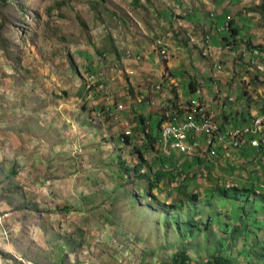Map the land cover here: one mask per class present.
<instances>
[{
  "label": "rangeland",
  "instance_id": "374dc122",
  "mask_svg": "<svg viewBox=\"0 0 264 264\" xmlns=\"http://www.w3.org/2000/svg\"><path fill=\"white\" fill-rule=\"evenodd\" d=\"M225 10L244 46L264 45V0H0V264H166L180 251L192 264H215L234 229L264 224L262 197L224 206L212 196L227 179L263 188L264 155L241 162L249 148L222 150L220 176L208 158L194 165L175 154L165 170L180 166V179L156 173V118L169 121L197 101L222 127H241L235 113L264 103V73L229 52L219 70L189 41ZM96 73L104 85L93 86ZM190 82L206 93L191 94ZM208 96L219 103L199 101ZM142 158L141 174L159 182L152 195L138 172L131 185L120 178ZM194 217L200 225L191 227Z\"/></svg>",
  "mask_w": 264,
  "mask_h": 264
},
{
  "label": "built area",
  "instance_id": "2783aa9c",
  "mask_svg": "<svg viewBox=\"0 0 264 264\" xmlns=\"http://www.w3.org/2000/svg\"><path fill=\"white\" fill-rule=\"evenodd\" d=\"M213 16V15H212ZM231 30L230 23L227 21L223 26L218 28V33L229 32ZM189 41L201 44L202 56L210 57L212 49H215L219 54L232 53L243 58L248 65L256 68L259 72H264V61L259 48L254 46H244L236 43L234 39L228 41H221L217 46H213L212 38L208 35L202 36L201 40L198 38L189 37ZM236 45H239V47ZM236 49V50H235ZM161 56L167 58V50L160 51ZM129 57L131 53H127ZM140 56H136V60H140ZM219 70L221 65L215 64ZM113 73L120 72V64L112 63ZM113 75V74H111ZM96 83L95 76H90ZM95 83L93 85H95ZM88 85V84H87ZM89 88L92 85H88ZM230 101H234L232 98ZM160 144L164 156L172 158L174 153L181 156H190L198 159V156H207L211 163H216L220 159V151L233 149L239 151L249 145L257 152L264 153V111L260 116L253 117L251 124L243 127L227 126L222 127L217 123L211 115L206 113L197 101L191 103V110L185 115L175 113L169 121L161 126ZM248 138H250L248 140ZM174 171L183 175L180 166L175 167ZM225 187L229 189L231 183H225Z\"/></svg>",
  "mask_w": 264,
  "mask_h": 264
},
{
  "label": "trees",
  "instance_id": "16d2710c",
  "mask_svg": "<svg viewBox=\"0 0 264 264\" xmlns=\"http://www.w3.org/2000/svg\"><path fill=\"white\" fill-rule=\"evenodd\" d=\"M230 24H233V22H231ZM235 35H236V32H235V29L233 28V36H235ZM228 37H223L221 40L225 41L228 39ZM89 71H91V67H90ZM96 75H97V73L91 74V76H96ZM96 84L97 85H104L105 83L102 82L101 80H98V81L96 80V83L93 86H96ZM190 90H192L194 92L197 91V84L195 82H190ZM158 118H156V119L158 120L157 129L159 132L162 124L165 122V118H160V117H158ZM144 119H145L144 116L138 117V122L140 125H142L144 123ZM224 119L225 118H223V120ZM219 124L221 126H223L222 123H219ZM146 125L148 127H150L151 122H148V124H146ZM122 137H125V139H128L129 136H127L126 134H123ZM147 137L149 139V142H148L149 147L154 148V142L153 141H155V140H154L151 132L147 134ZM160 137H161V134H160ZM159 147L161 148L160 141H159ZM175 154L176 153H174V155ZM220 154H221V151H220ZM140 155H142V154L140 153ZM259 155H264V153L259 152ZM171 157L173 158L175 156L172 155ZM207 158H208L207 156H201L197 160L199 162L200 161L206 162L205 160ZM168 160H170V159H167L163 153V163H162L163 168L161 169V171H158L156 173H157L158 177H162V178H167L168 174H170L172 177L169 179H172V178L175 179V177H177L178 174L174 170H168V171L165 170V168L169 169L167 167V164H164V162L168 161ZM208 160H209V158H208ZM143 162L144 161L142 158V163H139L140 166H135L134 168H132V170L122 166L120 169V173H119L120 178L122 177L125 180V183L127 181V183L129 185L135 183L138 179L135 176H132L130 174V172L133 171V173H134L136 171V173L138 172L139 174H141V170H139V168L143 165ZM226 166H227L226 164L219 163V160H217L216 163L212 162V164H210L211 168L212 167H214L215 169L219 168L218 169L219 172L217 169H216V171L220 176H221L220 171L226 170ZM182 172H184L183 169H182ZM220 176H218V177H220ZM139 177L142 179L145 178V180L148 182L149 189H150L149 193H150V195H152L151 190L153 188L158 187L159 182L157 180H156V182H154L151 178H149L150 176L148 174L147 175L141 174V175H139ZM237 182H238L237 180H232V179H227L225 182H223L221 184L219 182V184L222 185L223 188H219L220 185H217L212 190V191L215 190V192L212 196H214L216 194V196L220 199L221 202L225 201L226 203H224V206L233 205V204L236 206L238 204H242L240 206H243L245 204L241 200H244V199H246V201H248V202H252L254 200L257 201L258 197H262L264 199V190L259 191L260 190L259 186L255 185L252 187V189H248V188L236 186L234 183L237 184ZM225 183H233V185L231 184V187L229 189H227L225 187ZM179 184H181V182ZM220 189H224L223 192L219 193L218 191ZM249 209L256 215V219H257V214L260 212V207L251 205V203H250ZM241 214H239V215H241ZM245 216H246V212L244 211L242 218H244ZM226 218L231 220V218H229L228 215ZM239 218H240V216H239ZM193 221H194L193 223L189 224L191 227H195L196 225L199 224L197 222V220L195 219V217H194ZM258 221L260 222V225L256 229L248 230L249 233H248V231L246 233L238 232L237 228L234 229L233 236H231V238L223 240V242L219 246V248L214 250L217 252V256L215 259L216 261H214V263L215 264H258L259 261L261 263H264V261H262L264 259V255H263L264 254V244H263V242H264V231H262L263 227H261V225H264V224L262 223V221L260 219H258ZM190 222H191V220L189 218V223ZM191 232H193V231H191ZM225 244H227V249H224ZM257 248H261V249L258 250ZM219 254H220V256H219ZM224 254H226V255H224ZM62 258L63 257H61V261L58 264L62 263ZM166 264H192V258L186 252L180 251L177 254H175L171 263H166Z\"/></svg>",
  "mask_w": 264,
  "mask_h": 264
},
{
  "label": "crops",
  "instance_id": "0c3cea01",
  "mask_svg": "<svg viewBox=\"0 0 264 264\" xmlns=\"http://www.w3.org/2000/svg\"><path fill=\"white\" fill-rule=\"evenodd\" d=\"M246 12V11H245ZM227 12H226V10L223 12V14L222 15H220V13L218 12V17L217 16H215V14L214 13H212L211 14V19L210 18H206V20L204 21H202L203 22V24L204 25H206L207 27H208V29H205V31H204V34L202 35V36H204V35H208V36H210L211 38H212V44H213V46L215 47V46H217V44L219 43V42H221V39L223 38V37H228V36H225V34H223V33H225V32H221V33H218V28L219 27H221V26H223L227 21H231V22H234V21H232L231 19L232 18H229V17H226V14ZM213 15V16H212ZM216 17H217V19H216ZM199 21H201V18H200V16H198V17H196V21H195V23L196 22H199ZM210 21H212V22H210ZM240 22H242V20H240ZM193 22H190L189 21V23L188 24H192ZM209 23H212V24H216V27L213 29L212 27H211V25H209ZM200 24H201V22H200ZM199 25V24H198ZM232 26H233V28L235 29V32H236V37L237 38H239L240 40H241V29H239V27H238V25H235V23H233L232 24ZM201 28V27H200ZM232 28V29H233ZM200 30V29H199ZM218 34V35H217ZM202 36H201V38H202ZM201 38H199L198 40H201ZM242 41V40H241ZM250 41V43L248 42V44H250V45H253V46H256V45H260L262 48H261V51H262V55L264 56V45H262V43H260V42H253V40L252 39H250L249 40ZM196 45H197V48H196V51H200V53H202V48H201V44H200V42L198 41V43H195ZM242 44V43H241ZM163 49H166V48H163ZM198 49V50H197ZM202 55V54H201ZM223 55H226V54H219L215 49H212V52H211V56H210V59H211V61H209V60H206L210 65L212 64V63H215V64H218V63H216V61L217 60H221L222 58H227V57H223ZM231 61V58L229 57L225 62H226V67L228 68V67H230L231 65H232V63L230 62ZM137 64V63H136ZM207 64V63H206ZM210 65H209V67H210ZM209 73V76L210 77H217V75L218 74H221V72H217V74H214L213 75V72L210 70V72H208ZM143 80H144V78H143ZM145 86V85H144ZM143 86V87H144ZM190 90V89H189ZM197 92H202L203 94H205L206 92H205V89L204 88H201L200 90L198 89V86H197V91L196 92H194V91H192V90H190V93L191 94H194V93H197ZM208 98V100L209 101H206L203 97H200V99H199V101L201 102V101H204V103H208L209 105H211L212 104V102L213 103H215V104H218L219 102H217V101H215V99H214V96H213V98H209V96L207 97ZM234 102L235 103H237L236 102V99H234ZM243 102H241V104H242ZM217 106H219V105H217ZM221 106V105H220ZM258 107V108H257ZM264 108V103H262V105H257V106H255V107H250V106H248L247 107V110H245V112H244V115L242 116V117H240V116H238V113L236 112L235 113V118H237L238 120H240L241 118H243V123L241 124L242 126H246L247 124H249V119H250V117L252 116V115H254V114H256L257 112H260L262 109ZM183 115V114H182ZM184 115H185V113H184ZM238 123H240L239 121H238ZM237 124V123H236ZM237 126H239L238 124H237ZM161 133V132H160ZM250 149V148H249ZM252 153V154H251ZM256 152L255 151H253V150H249V152L248 151H243L242 152V156H241V162H245L246 161V157L248 156V155H253V154H255ZM234 156H235V154H234ZM254 156L255 155H253L252 156V158H254Z\"/></svg>",
  "mask_w": 264,
  "mask_h": 264
},
{
  "label": "clouds",
  "instance_id": "9594fccd",
  "mask_svg": "<svg viewBox=\"0 0 264 264\" xmlns=\"http://www.w3.org/2000/svg\"><path fill=\"white\" fill-rule=\"evenodd\" d=\"M229 23H231V21H229ZM230 27H231V30L229 31V32H225L227 35H225V36H229L228 37V39L227 40H225V41H228L229 39H234V41L236 42V43H239V44H241V40H237L236 39V35L235 36H233V26H232V24H230ZM223 41V40H222ZM248 46H253V45H248ZM254 47H257V48H259L260 49V51H261V46L260 45H256V46H254ZM236 48H237V45H236ZM236 50V49H235ZM202 54V53H201ZM232 54V53H231ZM261 54H262V51H261ZM234 56H236L235 54H233ZM262 59H263V61H264V56L262 55ZM131 62H134V63H137V62H135V61H133V60H131ZM138 64V63H137ZM251 69H254V70H256V68H252L251 67ZM256 71H258V70H256ZM220 72V71H219ZM259 72V71H258ZM261 73H264V72H261ZM231 99V98H230ZM233 99V98H232ZM234 100V99H233ZM262 111H264V108L260 111V112H257L256 114H254V115H252L251 117H250V119H249V124H247V125H250L251 124V121H252V119H253V117H256V116H260L261 115V113H262ZM180 114H182V113H180ZM246 125V126H247ZM241 127H243V126H241ZM239 128V127H238ZM161 134V133H160ZM248 148H250L251 150H253V151H255L250 145H249V143L246 145V147H244V150H247ZM231 150H233V149H231ZM233 151H235V153L236 152H238V151H236V150H233ZM257 154H259V152H257V151H255ZM222 153V152H221ZM177 154V153H176ZM236 155V154H235ZM185 157H187V156H185ZM188 157H190V156H188ZM191 158V157H190ZM192 158H195V157H192ZM194 162V163H193ZM192 162V164H194V165H197L198 163H199V161L197 160V159H195L194 161ZM187 166H190V165H188L187 164ZM191 167V166H190ZM233 167V166H232ZM232 180H236V179H232ZM262 187L263 188H260V190H264V185H262Z\"/></svg>",
  "mask_w": 264,
  "mask_h": 264
}]
</instances>
